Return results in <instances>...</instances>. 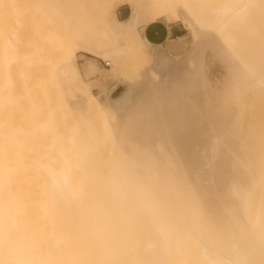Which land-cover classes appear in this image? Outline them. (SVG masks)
Listing matches in <instances>:
<instances>
[{"label":"bare ground","instance_id":"6f19581e","mask_svg":"<svg viewBox=\"0 0 264 264\" xmlns=\"http://www.w3.org/2000/svg\"><path fill=\"white\" fill-rule=\"evenodd\" d=\"M123 1L0 0V71L23 58L21 81L33 101L53 91L50 101L65 111L79 102L89 114L112 105L123 115L131 99L137 115L132 108L123 135L145 148H153L156 134L166 144L164 154L110 155L109 169L95 156L96 169L88 162V183L75 192L63 172L46 170V216L37 226L19 215L20 202L0 177V264H264V17L241 34L230 25L256 0H229L217 9L198 0ZM124 4L130 11L121 20L116 10ZM205 18L206 53H225L230 66L217 113L210 112L205 89L193 98L176 91L187 77L190 93L192 73H182L170 57L161 61L160 52L147 53L150 45L138 32L162 19L179 20L192 35L191 53L197 52ZM118 39L137 60L151 62L144 76L168 66L165 82L174 90L149 86L138 100L125 78L130 61L115 47ZM78 52L111 61L118 96L114 89L92 93L93 64L85 61L84 81ZM201 83L206 85L202 72ZM10 85L18 87L13 80ZM118 146H126L123 137ZM104 179L110 184L100 189ZM127 194L132 199L124 205Z\"/></svg>","mask_w":264,"mask_h":264},{"label":"rangeland","instance_id":"374dc122","mask_svg":"<svg viewBox=\"0 0 264 264\" xmlns=\"http://www.w3.org/2000/svg\"><path fill=\"white\" fill-rule=\"evenodd\" d=\"M127 1L124 0L123 2L126 3ZM198 1L205 8L212 7L217 9L229 0ZM129 11V7L124 4L116 10L117 17L122 20L129 15ZM260 17H264V0H256L248 13L242 17V20L232 21L230 25L232 28H238V32L241 34L244 29L255 23L259 24ZM206 20L208 21L207 18L201 20L202 33H199L201 41L197 52L193 51L191 53L192 35L185 25L179 20L170 21L169 19L159 20L152 25L161 28L165 34L166 27L174 23V28L183 32L182 37L174 38V41H172L174 47L165 48L166 50L163 51V49L155 48L154 45H151L150 47H144V49L149 54L160 52V56L164 57L161 61L169 62L170 57V61L175 64L179 62L183 67L182 73L185 71L191 72L194 83H192L190 93L187 92L190 89L187 77L181 78L183 85L177 88L176 91L182 90L187 97L193 98L199 97L205 89L211 100L210 106L212 110L210 112L217 113L222 103V101L219 103V100L228 87L230 66L226 63L225 57L227 55L225 53L216 54L217 56L213 51V54L210 55L206 53L209 38L205 36L209 35L207 30L210 28L209 22ZM143 28L142 26L138 28V32L142 37ZM204 30L206 33L203 32ZM22 33L24 36L27 34L26 26H23ZM201 35L204 36V40ZM206 38L207 40H205ZM115 47L120 50L125 60L132 62L128 63V76L125 78L130 81V92L135 93V97L138 100L141 101L142 97L147 96L145 94L149 86L164 87L169 91L174 90V83L170 85L168 80L165 82V77L169 75L168 70H166L168 66L161 71H148L146 72L148 76H144L143 73L146 68L151 66V62L141 59L137 60L132 54L129 44L123 39H118L115 42ZM209 50L208 52H210ZM218 50L219 48H217ZM246 55L248 56V54ZM1 59L2 57H0V61ZM86 60H90L93 64L94 77L89 79L93 84L91 85L90 83L92 93L98 95L103 90L108 94L111 89H114V96H118L120 90H117L116 87L119 84L117 81L110 80L111 61L78 52L76 54V62L84 81L87 79L82 73V67ZM188 60H190L188 63H190L191 67L187 63ZM103 61H109L110 65L108 67L103 66ZM6 65L5 71L1 70L2 79L0 85V177L5 179L3 185L10 186V190L15 195L16 203L20 202L18 205L19 215L29 217L34 225L42 224L41 221L46 216L47 198L42 188L46 170H50L53 173L63 172L69 179L68 188L71 192H75L80 190L82 187L80 185L88 183L86 177L88 162L89 166L91 165L92 168L96 169V164L93 163L95 156H99L104 165L107 166V169H109L112 166L109 160L110 155L132 152L136 154H164L166 152L165 140L157 134L154 139L152 138L153 148H145V144L138 139L129 141L127 136L123 135L122 131L125 129L126 121L137 109L135 106L133 107L131 99L124 103L128 109L123 115H120L119 112L117 113V109L112 107V105H105L98 109L92 108L89 114L88 110H85L84 105L79 102L72 104L69 110L65 111L60 105L50 101V96L52 97L53 95L55 97V92L53 91H49L48 94L44 92L45 95L41 94L36 101H33L28 93L29 90L23 86L21 81V77L25 76L27 70L23 58L15 66L12 64L8 66L7 62ZM130 68H133V70ZM201 72L206 79V85L204 84V86L201 83ZM142 74L143 76H141ZM12 80L18 85L17 88L10 85ZM143 88L146 90H143ZM139 91L142 93H139ZM152 91H155V89ZM137 110L135 111L136 114L134 113L135 116L137 115ZM201 110L198 109V111ZM206 119L208 120V117ZM114 130L115 132H113ZM122 137L126 146L120 148L118 146L119 139ZM158 172L153 174L155 178L159 176L160 171ZM207 172L208 170L204 171L203 180L208 178ZM11 173H14V179L12 178L13 181L9 182L10 177H12ZM109 174L107 173L106 175L108 179ZM109 184L104 179L99 188H106ZM124 187L126 185L119 188ZM131 199V196L127 194L122 199V202L127 205Z\"/></svg>","mask_w":264,"mask_h":264},{"label":"crops","instance_id":"0c3cea01","mask_svg":"<svg viewBox=\"0 0 264 264\" xmlns=\"http://www.w3.org/2000/svg\"><path fill=\"white\" fill-rule=\"evenodd\" d=\"M155 23H151L142 29L143 37L150 46L154 45L155 48H161L165 51L168 48L170 49L174 47V44H172L174 38L177 39L183 36V32H180L174 28L175 25L173 22H171L173 24H170L166 27L165 34L161 28L152 25ZM168 54L170 55V53Z\"/></svg>","mask_w":264,"mask_h":264},{"label":"built area","instance_id":"2783aa9c","mask_svg":"<svg viewBox=\"0 0 264 264\" xmlns=\"http://www.w3.org/2000/svg\"><path fill=\"white\" fill-rule=\"evenodd\" d=\"M103 66L108 67L109 63L107 61H103Z\"/></svg>","mask_w":264,"mask_h":264},{"label":"trees","instance_id":"16d2710c","mask_svg":"<svg viewBox=\"0 0 264 264\" xmlns=\"http://www.w3.org/2000/svg\"><path fill=\"white\" fill-rule=\"evenodd\" d=\"M126 18V17H125ZM125 18H123V19H125Z\"/></svg>","mask_w":264,"mask_h":264}]
</instances>
